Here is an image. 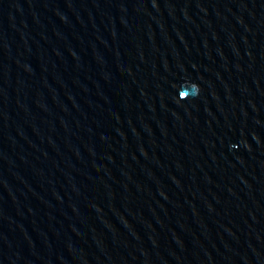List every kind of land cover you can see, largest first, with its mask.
Returning a JSON list of instances; mask_svg holds the SVG:
<instances>
[{"label":"water","instance_id":"1","mask_svg":"<svg viewBox=\"0 0 264 264\" xmlns=\"http://www.w3.org/2000/svg\"><path fill=\"white\" fill-rule=\"evenodd\" d=\"M0 264H264V0H0Z\"/></svg>","mask_w":264,"mask_h":264}]
</instances>
